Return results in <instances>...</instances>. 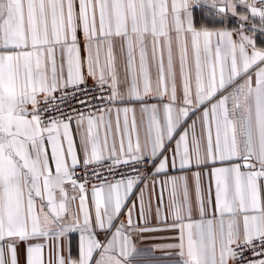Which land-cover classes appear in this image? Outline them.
Instances as JSON below:
<instances>
[{"label":"snow or ice","instance_id":"snow-or-ice-1","mask_svg":"<svg viewBox=\"0 0 264 264\" xmlns=\"http://www.w3.org/2000/svg\"><path fill=\"white\" fill-rule=\"evenodd\" d=\"M148 233L264 264V0H0V264H134Z\"/></svg>","mask_w":264,"mask_h":264},{"label":"crops","instance_id":"crops-1","mask_svg":"<svg viewBox=\"0 0 264 264\" xmlns=\"http://www.w3.org/2000/svg\"><path fill=\"white\" fill-rule=\"evenodd\" d=\"M231 26H235V18H232ZM202 183L205 186L207 185V177L202 178ZM159 188L160 186L159 184H157L156 192L152 197L153 210H155L156 206L159 204ZM148 191L151 192V188H149ZM167 195H168L167 192H165L164 193L165 203L167 201ZM137 212H138V208L134 209V212H133L134 221L139 219ZM125 213H126V210H125ZM148 236L158 237V238L138 241L136 246L139 250L150 251V255L134 261V264H176V260H177L176 250L165 247L167 243L171 242L168 239L170 234L169 233H148ZM77 238L78 237L75 235L71 237L72 254L74 256L77 254V249H76ZM65 253L67 254V249H65Z\"/></svg>","mask_w":264,"mask_h":264},{"label":"built area","instance_id":"built-area-1","mask_svg":"<svg viewBox=\"0 0 264 264\" xmlns=\"http://www.w3.org/2000/svg\"><path fill=\"white\" fill-rule=\"evenodd\" d=\"M90 171H91V169H90ZM78 175H82V173L78 171Z\"/></svg>","mask_w":264,"mask_h":264}]
</instances>
